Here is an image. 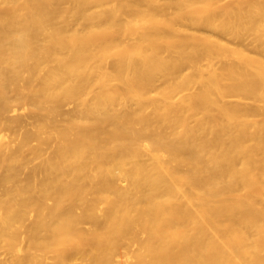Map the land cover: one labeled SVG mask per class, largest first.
Masks as SVG:
<instances>
[{"label":"bare ground","instance_id":"obj_1","mask_svg":"<svg viewBox=\"0 0 264 264\" xmlns=\"http://www.w3.org/2000/svg\"><path fill=\"white\" fill-rule=\"evenodd\" d=\"M2 247L264 264V0H0Z\"/></svg>","mask_w":264,"mask_h":264},{"label":"rangeland","instance_id":"obj_2","mask_svg":"<svg viewBox=\"0 0 264 264\" xmlns=\"http://www.w3.org/2000/svg\"><path fill=\"white\" fill-rule=\"evenodd\" d=\"M216 33V35H218V36H220L223 40H225V41H227V42H229L230 44H232V45H239L240 44V40H238L237 38H235L234 36H230V35H224V34H222V33H219V32H215ZM249 33V32H248ZM256 35V34H255ZM255 35H254V33L253 32H251V33H249V34H247L246 35V39H245V41L243 42V44H245V45H247L248 47H250V48H252L253 47V45H254V41H255ZM216 61V63H217V65L218 64H221L222 62H224V61H228V60H231V58L230 57H226V56H224V57H220V58H216L215 59ZM69 105V104H68ZM67 105V107H73L75 104L74 103H72V104H70L69 106ZM16 113H19V115L21 114L22 116H24L26 119H24V120H27V119H29V122L31 123V121H32V123H33V120L35 119V115L34 114H29V113H27V111L24 109V108H22L21 106L17 109V111H16ZM32 118V119H31ZM28 121V120H27ZM26 122V121H25ZM30 123L28 124L29 126H30ZM26 124V123H25ZM62 124H67V121H63L62 122ZM32 125L33 124H31V126L30 127H32ZM23 175V174H22ZM23 177H24V175H23ZM22 178V177H21ZM3 248L4 247H2V249H0V250H3ZM5 249V248H4ZM6 250V249H5ZM5 250H3V252L2 251H0L1 252V254L0 255H7V256H9V255H11V254H9L7 251H5ZM2 255V256H3ZM1 257V256H0ZM3 257H5V256H3Z\"/></svg>","mask_w":264,"mask_h":264}]
</instances>
